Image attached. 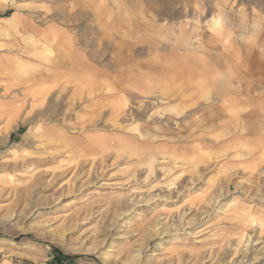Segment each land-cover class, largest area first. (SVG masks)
<instances>
[{"label":"rangeland","instance_id":"1","mask_svg":"<svg viewBox=\"0 0 264 264\" xmlns=\"http://www.w3.org/2000/svg\"><path fill=\"white\" fill-rule=\"evenodd\" d=\"M0 264H264V0H0Z\"/></svg>","mask_w":264,"mask_h":264}]
</instances>
